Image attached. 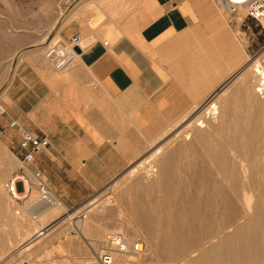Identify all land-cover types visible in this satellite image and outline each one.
Segmentation results:
<instances>
[{
  "label": "crops",
  "instance_id": "1",
  "mask_svg": "<svg viewBox=\"0 0 264 264\" xmlns=\"http://www.w3.org/2000/svg\"><path fill=\"white\" fill-rule=\"evenodd\" d=\"M90 1L57 32L62 40L78 33L91 46L60 77L23 64L1 101L0 143L17 161L13 119L45 137L32 166L71 210L135 171L130 165L175 118L183 113L186 123L195 104L225 93L230 84L219 88L237 52L233 24L213 0Z\"/></svg>",
  "mask_w": 264,
  "mask_h": 264
},
{
  "label": "rangeland",
  "instance_id": "2",
  "mask_svg": "<svg viewBox=\"0 0 264 264\" xmlns=\"http://www.w3.org/2000/svg\"><path fill=\"white\" fill-rule=\"evenodd\" d=\"M86 3L87 0H0L1 106L6 100L8 87L23 64L50 68L44 59L47 43L52 39H59L60 31L79 16L78 10ZM218 11L225 22L231 24L227 15L223 11ZM232 24L231 39L237 51L233 56V73L243 65L256 61L250 64L243 77L232 81V74L222 82L219 89L230 85L225 93L212 101L218 102L219 110L223 109V116L210 114L209 96L206 97L204 101L195 104L196 111L185 115L191 118L188 122H182L184 118L182 113L175 118L171 126H168L169 128L166 127L159 133L151 143L152 146L149 145L148 151L130 165L135 166L133 173L118 176L121 178L110 189L109 185L112 182L105 186L97 197L94 196L98 192L89 196L83 203V205L87 203L83 209L88 213L82 224V231L84 228L83 234L91 242L93 249H96L97 243L110 233H119L127 241L140 237L145 243V251L142 254L116 255L113 264H174V259L168 255L163 243L167 222L171 221L173 214L180 215L178 218L180 220L185 219L182 216L194 209L191 206L194 204L190 202L191 197L195 195L197 199L199 192L204 193L201 191L203 188L198 185V180L216 175L217 166L213 160V150L219 149L218 144L222 142L221 149L225 152L224 155L230 158L242 155L240 151L238 153L233 151L231 145L233 140L230 142V138L228 139L233 133V108H247L246 102L248 100L251 104V98L264 108V92L263 94L257 92L259 89L257 76L252 71L254 65H259L264 70V29L238 16L233 17ZM57 27H60L59 33ZM223 48L226 50L225 46ZM50 70L57 77L64 74ZM230 81L232 83H229ZM256 110L257 106L250 107L247 111L234 112L245 113L247 122L252 125L251 117ZM212 117L215 119L212 120ZM199 121L204 122L208 130L204 137H198L195 133ZM2 124L3 115L0 114V135L3 133ZM185 136L191 137L186 141ZM260 136L264 141L263 131ZM237 140L246 143L240 137ZM157 146L161 149L160 158H153L147 163L144 158ZM150 166L153 167L152 171ZM16 168L15 157L0 143V264H20L21 258L29 260L31 264H97L91 258V251L86 244L80 238L67 234L71 217L65 218L67 209L61 208L55 216H51L50 213L53 209H50L49 213H44L39 218L38 225H42L41 231L49 230L35 239L37 219L33 218L35 215H31L29 210H35L32 203L36 199V193L32 191L31 196L17 203L4 190V184ZM205 189L210 192L209 190L213 188L209 186ZM223 189L226 198L225 185ZM17 190L21 191L20 185L17 186ZM199 204H202L204 208L201 209L209 214V219L199 223L200 231L208 234L214 230L211 215L213 207L206 203L204 205L202 201ZM217 207L218 219L227 215L228 206L218 204ZM240 208L241 205L233 200V210ZM62 218L64 219L60 222ZM44 226L46 227L43 229ZM179 228L187 230L186 224ZM31 235L33 237L26 241L25 239ZM31 240L32 243L26 246ZM188 242L189 240L184 237L178 241V245L188 247L189 252L193 249H190ZM204 242L202 239L196 245Z\"/></svg>",
  "mask_w": 264,
  "mask_h": 264
},
{
  "label": "bare ground",
  "instance_id": "3",
  "mask_svg": "<svg viewBox=\"0 0 264 264\" xmlns=\"http://www.w3.org/2000/svg\"><path fill=\"white\" fill-rule=\"evenodd\" d=\"M82 8L83 6L78 10V14ZM255 61L243 65L237 72L233 73V81L243 77L250 64ZM252 71L257 76L259 88L257 91L264 92V70L259 65H254ZM249 98L246 97V99ZM251 99V104L248 100L246 102L247 108H233V133L228 137L230 142L233 140L231 143L233 151L236 153L240 151L242 155L230 158L224 155L225 152L221 149L222 142L218 144L220 145L219 149L213 150V160L217 166L216 175L198 180V185L203 188L201 191L204 193L199 192L197 199H195V195L188 196V198L191 197L190 202H194V204H191L194 209L187 211L186 215L182 216L185 219L180 220L178 219L180 215L173 214L171 221L167 222L163 243L168 255L174 259V264H264V141L260 136V133L264 132V108L260 104L257 105L258 102H255L254 98ZM209 102L210 114L223 116V109L219 110L218 102ZM256 106L258 110L251 117L253 120L252 125L247 122L245 113L234 112L247 111L248 108ZM211 119L215 118L212 117ZM196 126L195 133L205 136L208 131L206 124L199 121ZM190 137L185 136V140H189ZM238 137L244 139L246 143L238 141ZM160 150L156 149L150 156L145 158L146 162L149 163L153 158L159 159ZM150 168L152 171L153 167L150 166ZM154 171L156 172V170ZM133 172L134 169L130 173ZM224 185L227 188L226 198L223 195ZM209 186L213 188L209 190L210 192L205 189ZM233 200L241 205L240 209L233 210ZM200 201L204 205L206 203L213 207L212 214H210L213 216L214 230L208 234L200 231L201 225L199 223L209 219V214L201 209L204 206L202 204L198 205ZM218 204L228 206L227 215L220 216V219L216 217ZM61 208L65 209L61 201H57L53 206L45 205L33 211L29 210L31 215H35L33 218L37 219L35 221L37 227L34 232L37 233L35 239L40 238L49 230L41 231L42 225H38L39 218L44 213H49L50 209H53V212H50L51 216H55ZM67 214L68 212L65 218L71 216ZM184 224H186L187 230L179 228ZM83 232H85L84 228ZM32 237L33 235L28 236L25 240L28 241ZM184 237L189 240L188 245L190 249H193L192 251L188 252V247L178 245V241ZM202 239L205 242L196 245ZM32 241L28 242L26 246H29Z\"/></svg>",
  "mask_w": 264,
  "mask_h": 264
},
{
  "label": "built area",
  "instance_id": "4",
  "mask_svg": "<svg viewBox=\"0 0 264 264\" xmlns=\"http://www.w3.org/2000/svg\"><path fill=\"white\" fill-rule=\"evenodd\" d=\"M213 1L216 7L223 11L230 19L229 23H232L233 17L238 16L252 21L264 29V0ZM90 46L91 43L78 33L71 35L65 40L52 39L44 49V59L51 69L62 73L67 71L75 63L80 53ZM257 92L262 93L261 91ZM0 114H5V109L1 105ZM8 128L15 131L19 137V141L16 153L17 168L4 184L5 192L12 200L18 203L22 202L34 191L36 199L33 201L32 206L35 209L45 205H55L57 201H61L60 198L51 190L43 174L32 166L35 157L48 146L47 139L26 129L14 119L8 121ZM18 185L21 186V191L17 190ZM83 208L77 210L67 209L66 212H69L71 215V217L69 216L70 228L67 234L80 238L90 249L91 258L97 264H113L116 255L138 256L145 251V243L142 238L137 237L133 241H127L119 233L107 234L102 241L97 243V248L93 249L91 242L86 239L82 231V224L86 220L88 213ZM20 264H31V262L21 258Z\"/></svg>",
  "mask_w": 264,
  "mask_h": 264
},
{
  "label": "water",
  "instance_id": "5",
  "mask_svg": "<svg viewBox=\"0 0 264 264\" xmlns=\"http://www.w3.org/2000/svg\"><path fill=\"white\" fill-rule=\"evenodd\" d=\"M76 51H77V52H79V50H78V49H76Z\"/></svg>",
  "mask_w": 264,
  "mask_h": 264
}]
</instances>
